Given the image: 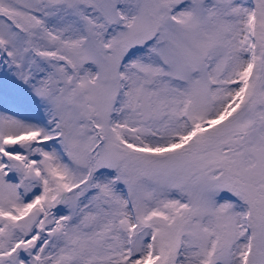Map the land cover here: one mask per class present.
<instances>
[{
  "label": "snow or ice",
  "instance_id": "6c2138e0",
  "mask_svg": "<svg viewBox=\"0 0 264 264\" xmlns=\"http://www.w3.org/2000/svg\"><path fill=\"white\" fill-rule=\"evenodd\" d=\"M0 264H264V0H0Z\"/></svg>",
  "mask_w": 264,
  "mask_h": 264
}]
</instances>
